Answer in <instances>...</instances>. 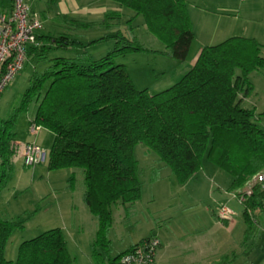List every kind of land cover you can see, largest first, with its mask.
<instances>
[{"label":"trees","instance_id":"16d2710c","mask_svg":"<svg viewBox=\"0 0 264 264\" xmlns=\"http://www.w3.org/2000/svg\"><path fill=\"white\" fill-rule=\"evenodd\" d=\"M109 1L133 10L128 24L142 15L147 30L168 50L163 53L179 61L189 59L194 34L186 0ZM122 14L106 11L103 26L110 29V22ZM73 25L91 27L85 22ZM111 38L114 48L98 59L84 50ZM37 41L27 56L47 64L30 75L22 104L35 102L29 125L53 134L48 169H71V186L77 170L82 174V200L97 225L91 242L97 264H117L133 247L114 258L102 254L109 250L111 207L133 204L141 197L143 180L133 154L136 144L153 151L180 182L194 176L207 159L230 175L229 191L236 197L264 172V112L256 114L254 108L243 106L252 91L248 73L260 70L264 75L261 45L254 39L232 36L202 47L176 82L154 93L137 89L125 67L115 63L119 54L146 49L121 27L86 42L65 34L37 35ZM52 46L79 52L68 58L41 54ZM47 80L49 84H44ZM16 120L15 113L0 119V193L14 174ZM250 190L240 202L247 232L254 225L252 212H264V181L255 182ZM22 227V222L0 216V264H72L59 228L22 241L16 258L6 259L5 245L11 233Z\"/></svg>","mask_w":264,"mask_h":264},{"label":"rangeland","instance_id":"374dc122","mask_svg":"<svg viewBox=\"0 0 264 264\" xmlns=\"http://www.w3.org/2000/svg\"><path fill=\"white\" fill-rule=\"evenodd\" d=\"M108 2V1H107ZM109 9L119 8L121 18L113 19L110 29L101 28L99 23L85 29L74 27L76 38L89 41L111 33L121 27L126 34L134 35L145 50H129L114 57L122 64L134 86L150 93L160 91L176 82L187 71L188 60L179 61L163 52H168L146 28L142 15L128 24L125 21L134 14L133 10L120 7L113 1ZM189 19L194 34L189 49V58L204 46L216 45L232 36L251 38L261 45L260 55L264 57V0H186ZM44 36L57 37L65 33L57 22L43 23ZM85 41V42H86ZM115 46V39L101 40L84 48L92 58L106 55ZM74 48L48 47L41 54L50 57H73ZM47 61L36 57L26 61L24 68L6 88L0 99V119L16 114V124L31 112V105L22 104L23 95L29 86L27 79L35 71L41 72ZM35 65V66H34ZM247 78L252 91L243 100V106L254 108L255 113L264 112V75L252 70ZM44 84H49L47 80ZM42 128L36 135L38 144L46 151L44 161L33 167L16 164L14 174L6 188L0 193V216L22 222L23 227L15 229L7 241L6 254L17 256L18 245L43 231L59 228L66 241L72 264H97L91 255V242L96 231V220L82 200L83 179L77 170L73 185H70L71 169L47 167L51 137L45 136ZM133 154L141 170L143 186L141 197L133 204H117L111 207V226L108 232L109 250L102 253L114 258L130 246L151 236H157L162 246L157 250L153 264H201L200 249L214 243L217 235L204 232L214 223L212 211L220 204L231 208L237 222L231 233L233 241L243 221V206L236 195L229 191L231 177L207 159L194 176L180 182L169 167L158 161L156 154L143 143L133 148ZM262 175L244 186L249 188L262 181ZM213 230V229H212ZM224 236L228 237V233ZM227 260V259H226ZM228 259L225 262H229Z\"/></svg>","mask_w":264,"mask_h":264},{"label":"crops","instance_id":"0c3cea01","mask_svg":"<svg viewBox=\"0 0 264 264\" xmlns=\"http://www.w3.org/2000/svg\"><path fill=\"white\" fill-rule=\"evenodd\" d=\"M26 1L31 11L36 13L41 21V27L37 31V35L44 34L42 33L43 23L48 20L50 22L59 23L62 28H65V33H61V34H65L69 37L71 35L76 36L75 33L76 31H74V27H73L74 26L73 24H75V22L90 23L91 26H93V23H99L100 27L104 28L102 24L103 15L106 11L112 10L109 9L110 8L109 6H111V2H109V0H26ZM10 6H11V0H0V13L7 12L10 9ZM114 10L119 11L120 9L115 8ZM133 15L134 14L130 15V17ZM136 17L134 19H136ZM113 23L110 22L111 26L113 25ZM116 29H119V27L117 28L114 27L112 32ZM199 50L200 49L195 51V53L188 59L189 61L188 68H190L194 64V61L198 55ZM31 58L33 57L27 56L26 61H29ZM27 84H29V78L27 79ZM170 85H168L167 87H169ZM5 90L1 94L0 99L2 98V95L5 94L6 92ZM31 105H33L31 108V112H28L26 114V117L22 118L20 124L15 125V137H16L15 142L18 148V152L14 158L15 169H16V164L18 163L22 164L23 168L25 167L21 157L22 146H24V144L29 142H35L38 144L39 139L38 140L36 139V135L42 129L41 128L36 134H31L28 131L30 121L34 118L35 109H36L35 102H33ZM45 136L51 137V140L53 141V134L51 132L45 130ZM35 167L36 166H34L32 169H35ZM259 175L264 176V172H261ZM220 205H218L216 209L211 212L212 215L214 216V223H212L211 227H208L207 230L204 231V232L213 231L210 234L211 237L217 235L216 238L218 239L215 240L214 243L212 242L206 245L207 247L205 246L201 247L200 249L201 264H264V212H260L258 210L253 211L252 215H253L254 225L251 227V229L248 232L246 231V226H241L238 232V236L236 237L238 238V240L233 241L231 239V233H233L234 229L236 228L235 226L237 222L233 219L221 220L217 215V208ZM225 233H228L229 236L228 237L224 236ZM161 246H162V242L160 240V247ZM6 247L7 244L5 245V249H4L5 258L8 260H14V257L8 256L6 254ZM226 259L227 260L230 259V261L225 262L227 261Z\"/></svg>","mask_w":264,"mask_h":264},{"label":"built area","instance_id":"2783aa9c","mask_svg":"<svg viewBox=\"0 0 264 264\" xmlns=\"http://www.w3.org/2000/svg\"><path fill=\"white\" fill-rule=\"evenodd\" d=\"M40 27L39 16L31 11L26 0H11L10 9L0 13V96L23 69L28 50L38 45L37 31ZM40 129V126L34 124L28 127L31 134H36ZM21 157L25 166L34 167L44 161L46 151L39 144L29 142L22 146ZM250 192V187L243 189L237 197L239 203ZM217 215L221 220H230L235 213L222 204L217 208ZM159 247L160 240L157 237H148L122 254L117 264H153Z\"/></svg>","mask_w":264,"mask_h":264}]
</instances>
